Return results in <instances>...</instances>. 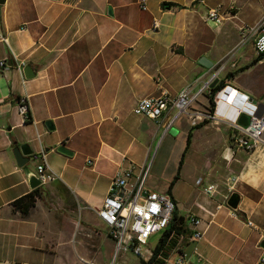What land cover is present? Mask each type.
Here are the masks:
<instances>
[{
  "label": "crops",
  "instance_id": "obj_1",
  "mask_svg": "<svg viewBox=\"0 0 264 264\" xmlns=\"http://www.w3.org/2000/svg\"><path fill=\"white\" fill-rule=\"evenodd\" d=\"M164 2L173 4L163 6ZM218 4L225 9L221 23L207 19V10ZM230 6L234 8L227 12ZM263 14L264 0H5L0 4V33L5 37L0 40V60H6V66L0 67V264H108L115 242L95 211L120 169L132 164L136 172L143 169L150 145L163 127L135 114L136 102L163 91L174 96L188 84L196 91L225 63L213 81L224 80V85L246 93L261 113L264 85L248 70L264 58L255 61L260 54L253 47L256 55L244 63L229 52L241 38L240 26L251 25L246 21L254 23ZM201 57L211 66L201 64ZM25 65L32 67L33 77L25 78ZM240 67L245 68L225 78ZM19 97L26 99L28 120L18 112ZM204 104L207 99L202 95L194 107ZM218 104L216 118L193 129L183 157L184 165L191 150L198 155L195 181L201 178L202 189L197 195L184 194L174 185L170 192L174 213L187 229L188 216L201 221L203 234L192 252L195 261L189 264H264L260 246L264 133L251 151L234 146L230 136L235 129L224 118L235 119L237 110L229 100ZM47 120L52 130L46 127ZM178 120L172 127L186 138L192 125L185 116ZM24 143L32 148L31 154L44 152L55 174L52 181L40 185L39 197L26 215L12 205L33 189L13 154ZM60 145L71 154L57 151ZM29 158L35 169L37 161ZM210 184L215 190L207 194L203 188ZM233 191L240 195L237 217L230 216L226 205ZM100 229L112 242L103 260L98 257ZM163 253L157 254L160 264L177 255L172 249ZM151 256L148 252L146 261Z\"/></svg>",
  "mask_w": 264,
  "mask_h": 264
},
{
  "label": "built area",
  "instance_id": "obj_2",
  "mask_svg": "<svg viewBox=\"0 0 264 264\" xmlns=\"http://www.w3.org/2000/svg\"><path fill=\"white\" fill-rule=\"evenodd\" d=\"M142 8L144 9L145 6L142 5ZM233 8L230 6L226 11L231 12ZM221 9L220 4L209 8L207 19L221 23L223 19ZM153 26L155 28L158 26L157 20L153 21ZM239 33L240 44L251 40L254 50L258 54H264V14L251 25L242 24ZM0 40H5L1 33ZM23 64V62L18 64V68L21 69ZM5 66L6 60H0V67ZM224 67L225 63H221L214 74L196 91H193L191 84H188L174 96L163 91L157 96L142 97L136 102L133 112L156 120L164 126V131L167 132L180 116H185L192 126L205 120L215 119L218 103L229 100L237 110L235 119L224 118L235 129L230 136L231 142L238 148L251 151L258 142L262 141L264 109L259 113L258 104L252 103L246 93L231 85H224L213 95L212 108L207 106L194 107L199 96L210 92L211 82ZM17 109L24 120L29 119L25 98L19 97L17 99ZM241 113H246L249 118L245 126L237 121ZM29 157L37 161L34 173L41 180V184L55 178V174L46 163L44 152L30 154ZM146 177L147 171L144 168L140 172H136L133 165L120 169L112 178L101 206L95 211L96 215L108 226L109 236L115 242L116 251L131 250L134 255L141 256L143 246H148L147 252L151 255L157 245L156 243L155 246H151L149 242L151 235L159 233L162 236L172 223L176 208L174 199L165 191L145 189ZM195 182L197 185L202 184L201 178L196 179ZM203 190L207 194H212L215 185H207ZM230 216L237 217L238 214L235 210H230ZM200 222L199 218L193 215L188 216L189 236L183 233L175 235L177 238L172 250H175L177 255L173 259V264H189L184 255L185 246L188 245L186 241L197 240L202 236L203 232L199 229Z\"/></svg>",
  "mask_w": 264,
  "mask_h": 264
},
{
  "label": "rangeland",
  "instance_id": "obj_3",
  "mask_svg": "<svg viewBox=\"0 0 264 264\" xmlns=\"http://www.w3.org/2000/svg\"><path fill=\"white\" fill-rule=\"evenodd\" d=\"M222 10L224 11L225 9L222 8ZM246 22L249 24L253 23L252 19H249ZM208 24L210 23L208 22ZM240 42L241 38L237 46L231 49L229 53H231L234 58H237L239 62L244 63L245 60L252 59L256 54L252 48L253 44L251 40L241 44ZM248 71L253 72V75L261 77L262 84L264 85V62H261L255 66L253 65ZM182 119L183 117H181L177 123H179ZM185 144L186 138L180 133L172 134L170 131L165 132L164 126L159 129L157 137L154 138L152 144L150 145L151 150L149 156L146 162L143 164L144 170L147 171L145 189L167 192L169 189L172 190L173 186L175 185L174 188L179 189L184 194H188L192 191L197 195V192L201 191L202 185H197L195 182V178L198 176L197 168L200 166V160L197 157L198 155L193 156L194 153L192 152H194V149L188 154V162H185L184 165L182 164L183 166L180 165L181 155L184 152ZM27 165L32 170L34 169L33 161H29ZM41 186H43V184ZM176 193L177 192H175V194ZM187 202L189 203V200H187ZM78 219L79 218L76 217V221ZM100 230L102 238H100V242L98 244V250L100 251L98 257L102 258L103 260L106 258V252L110 245H112V242L108 241L105 237L104 229ZM159 236V233H154L151 235L149 242L151 243L152 247L156 245ZM112 249L113 248H111L108 264H139L141 259L146 260L149 247L143 246L141 256L134 255L131 250L116 251L115 249ZM172 259H174L173 255H171L168 261L171 262ZM189 261H195L194 254L190 256L188 262Z\"/></svg>",
  "mask_w": 264,
  "mask_h": 264
},
{
  "label": "trees",
  "instance_id": "obj_4",
  "mask_svg": "<svg viewBox=\"0 0 264 264\" xmlns=\"http://www.w3.org/2000/svg\"><path fill=\"white\" fill-rule=\"evenodd\" d=\"M172 4L173 3L164 2L162 5L163 6L164 5L170 6ZM177 6L179 7V5H177ZM262 58H264V54L258 55L257 58L255 59V61H257L259 59H262ZM244 68L245 67H240V68H238L237 70H235L233 72H228L225 78H227V79L230 78L236 72L241 71ZM224 84H225V81L221 80L219 82H216L212 87L210 86V88H209L210 92L203 94V96H205V98L207 99V104H204L203 106H205V107L207 106V107L212 108V106H213V95L216 93V91L218 89L223 87ZM28 114H29V112H28ZM206 121L207 120L202 121V122L198 123L197 125H194V126L190 127V129L188 131V134H187V137H186V144H185L184 152L181 155L180 165H182L184 154H185L186 150L189 148V145H190V142H191V138H192L193 129L201 126ZM170 192H171V189H169L167 191V193L169 195H170ZM39 194H40V186L33 188L27 194H25V195L19 197L18 199L14 200L12 202V205H13L14 209L19 210L22 213V215H26L29 212V210L32 208V206H34L36 198L39 197ZM181 233H183L184 235H188L189 236L190 231L184 225L183 218L179 217L177 219V216L174 213L173 220H172V223L170 224V227L166 231H164L162 236H160V238H159V240L157 242V245L155 246V249L153 250L152 256L147 261L141 259L140 260L141 264H160V263H162V260L157 257V254L160 251H162V250H164V252H165V253H163V255L164 254H168V250H171L174 247L175 243H176V238H177L176 236L180 235ZM189 242L190 241H188V242L186 241V244H188Z\"/></svg>",
  "mask_w": 264,
  "mask_h": 264
},
{
  "label": "water",
  "instance_id": "obj_5",
  "mask_svg": "<svg viewBox=\"0 0 264 264\" xmlns=\"http://www.w3.org/2000/svg\"><path fill=\"white\" fill-rule=\"evenodd\" d=\"M4 2H5V0H0V4H3ZM109 13H111L110 8H109ZM199 62L206 67L211 66V62L208 61L205 57H201L199 59ZM22 72H23L25 78H31L35 75L32 67L30 65H25L22 69ZM215 83H216V80L213 81L210 86L212 87ZM248 120H249V118H248V115L246 113H241L238 117V123H240L241 125H244V126L247 125ZM45 125L49 130L53 129V126H52V123L50 120L45 121ZM170 132L172 134H176L177 130L174 129L173 127H171ZM57 151L64 153V154H68V155L71 154V151L63 145L58 146ZM31 153H32V148L30 147V145L28 143H24V144L17 146L13 149V154H14L17 165L19 167H23L30 187L35 188V187H38L41 185V180L35 175V173L30 168L25 166V164L30 159L29 155ZM239 202H240V195L235 191L231 192L226 199V205L231 210H237ZM195 245H196V240H191L188 243L186 249L184 250V255H185L186 259L190 258L191 254L195 248ZM260 246L264 248V239L260 242Z\"/></svg>",
  "mask_w": 264,
  "mask_h": 264
}]
</instances>
